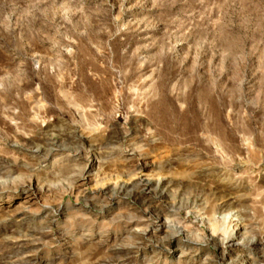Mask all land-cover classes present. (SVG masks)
I'll return each instance as SVG.
<instances>
[{"label": "rangeland", "instance_id": "obj_1", "mask_svg": "<svg viewBox=\"0 0 264 264\" xmlns=\"http://www.w3.org/2000/svg\"><path fill=\"white\" fill-rule=\"evenodd\" d=\"M0 264H264V0H0Z\"/></svg>", "mask_w": 264, "mask_h": 264}, {"label": "bare ground", "instance_id": "obj_2", "mask_svg": "<svg viewBox=\"0 0 264 264\" xmlns=\"http://www.w3.org/2000/svg\"><path fill=\"white\" fill-rule=\"evenodd\" d=\"M152 216V215H151ZM169 225V224H168ZM188 233V232H187ZM232 238H233V234L229 236V240H228V243H231L232 241Z\"/></svg>", "mask_w": 264, "mask_h": 264}]
</instances>
